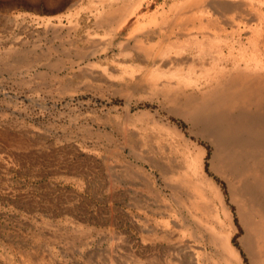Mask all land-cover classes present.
I'll use <instances>...</instances> for the list:
<instances>
[{"label":"rangeland","instance_id":"1","mask_svg":"<svg viewBox=\"0 0 264 264\" xmlns=\"http://www.w3.org/2000/svg\"><path fill=\"white\" fill-rule=\"evenodd\" d=\"M0 264H264V0H0Z\"/></svg>","mask_w":264,"mask_h":264}]
</instances>
